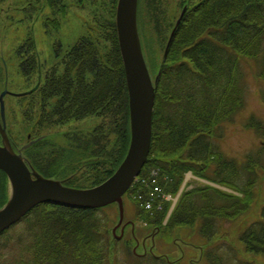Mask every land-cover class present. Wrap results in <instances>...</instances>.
Returning a JSON list of instances; mask_svg holds the SVG:
<instances>
[{
  "label": "trees",
  "instance_id": "16d2710c",
  "mask_svg": "<svg viewBox=\"0 0 264 264\" xmlns=\"http://www.w3.org/2000/svg\"><path fill=\"white\" fill-rule=\"evenodd\" d=\"M116 1L96 6L86 34L59 55L37 88L18 97V107L28 119L30 141L38 140L23 151L24 158L43 177L66 187L87 189L101 184L117 169L129 145ZM61 2L51 5L55 17ZM263 44L264 0H201L186 8L154 83L149 154L125 194L147 231L143 240L178 226H195L205 242V264L232 263L228 252L214 247L212 241L222 222L247 211L248 190L257 178H252L249 157L243 166L237 165L213 138L216 126L231 122L243 106L237 85L239 58L260 57L256 59L258 76L264 78ZM34 52L30 42L23 61L28 75L38 70ZM86 118L99 120L90 133L72 129L66 133V147L48 143L46 132ZM247 127L261 129L252 118ZM70 157L74 167L60 164ZM187 172L230 192L206 186L179 192ZM241 175L247 177L245 182L240 181ZM178 192L170 211L166 198ZM7 193L8 181L0 171V208ZM115 221L112 205L74 209L41 204L0 236V264H177L138 253L140 236L134 227L130 224L132 231L122 236L112 231ZM237 242L247 254L264 257V206L259 218L239 233Z\"/></svg>",
  "mask_w": 264,
  "mask_h": 264
},
{
  "label": "rangeland",
  "instance_id": "374dc122",
  "mask_svg": "<svg viewBox=\"0 0 264 264\" xmlns=\"http://www.w3.org/2000/svg\"><path fill=\"white\" fill-rule=\"evenodd\" d=\"M56 1L58 0H0V94L4 90L10 94L3 99L4 113L6 131L16 144L15 151L30 140L29 126L25 121L28 119L24 118L22 110L18 107L21 101L18 97L27 95L38 87L36 85L39 78L41 82L45 72L57 62L59 55H62L89 30L96 6L109 0H62L55 17L51 13L53 11L51 5ZM153 3L155 6L152 5ZM195 3H197L196 0L141 1V8H138L137 15V31L152 82L157 76L168 39L182 9ZM30 42L35 48L38 70L28 75L25 62L22 65L21 63L26 59L24 53L27 52ZM262 50L264 53V44ZM256 59L239 58L237 85L242 90L243 106L231 122H223L216 126L213 138L224 156L234 159L237 165L243 166L249 157L250 170L253 171L252 178H257L254 186L248 190L251 197L247 203V211L242 216L222 222L218 235L212 241L214 247H219V250L225 253L228 252L231 264H264L263 256L247 254L237 242L239 233L259 218L260 209L264 206V78L258 76L260 64ZM251 118L260 124V131L256 132L253 128L247 127ZM98 122L97 118L71 122L46 132L47 141L56 147H66L68 136L66 133L69 130H79L83 134L90 133ZM72 134L74 136L75 133ZM64 163L74 167L75 161H72L70 157L60 164ZM210 174L209 169L207 175L210 176ZM246 178L244 179L241 175L240 181L245 182ZM205 186L230 192L227 188L195 176L192 172L184 175L179 192L181 190L197 191ZM179 192L173 198L168 196L167 200L171 204L170 211L180 195ZM9 195L8 186L7 200ZM233 195L238 196L237 193ZM123 198L122 223L114 233L122 232V236L128 235L129 231H132L130 228L132 223L135 233L140 236L138 253L149 257L162 256L177 264H205L202 256L205 242L195 226H178L143 240L147 231L135 218L127 195ZM112 210L113 216L116 217V224H114L116 227L119 218L116 204H112ZM232 250L235 252L234 257H231L234 254Z\"/></svg>",
  "mask_w": 264,
  "mask_h": 264
},
{
  "label": "water",
  "instance_id": "95a60500",
  "mask_svg": "<svg viewBox=\"0 0 264 264\" xmlns=\"http://www.w3.org/2000/svg\"><path fill=\"white\" fill-rule=\"evenodd\" d=\"M138 0H117L115 24L120 56L123 64L129 106L130 141L126 155L113 175L103 183L88 189L64 186L60 181L46 179L28 165L21 152L14 153L6 134L4 90L0 94V171L6 176L10 195L0 208V235L18 223L28 212L41 204H51L74 209H99L116 203L119 220L123 219L122 196L140 174L147 160L151 142V122L154 106V83L149 75L141 51L137 29ZM182 9L166 45L184 15ZM31 142L22 149H26Z\"/></svg>",
  "mask_w": 264,
  "mask_h": 264
},
{
  "label": "flooded vegetation",
  "instance_id": "af4514ba",
  "mask_svg": "<svg viewBox=\"0 0 264 264\" xmlns=\"http://www.w3.org/2000/svg\"><path fill=\"white\" fill-rule=\"evenodd\" d=\"M196 1H199V0H196ZM22 61V60H21ZM21 63V62H20ZM24 62H22L21 64H23ZM37 66H38V63H37Z\"/></svg>",
  "mask_w": 264,
  "mask_h": 264
}]
</instances>
